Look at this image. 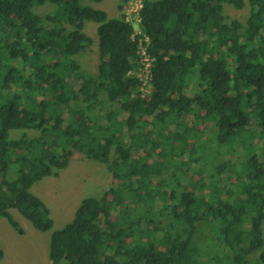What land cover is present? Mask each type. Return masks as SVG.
<instances>
[{
    "label": "trees",
    "instance_id": "trees-1",
    "mask_svg": "<svg viewBox=\"0 0 264 264\" xmlns=\"http://www.w3.org/2000/svg\"><path fill=\"white\" fill-rule=\"evenodd\" d=\"M125 2L110 18L85 0H0V217L50 231L31 189L80 152L116 186L51 233L52 264H264V0H143L135 37ZM88 22L95 73L79 61Z\"/></svg>",
    "mask_w": 264,
    "mask_h": 264
},
{
    "label": "rangeland",
    "instance_id": "rangeland-1",
    "mask_svg": "<svg viewBox=\"0 0 264 264\" xmlns=\"http://www.w3.org/2000/svg\"><path fill=\"white\" fill-rule=\"evenodd\" d=\"M88 1L90 0H85L84 4L107 11L110 18H116L120 15L118 5L121 4V0H103L97 4ZM124 6L123 13L127 17L126 3ZM51 9L50 5L45 4L37 8L36 12L44 16ZM225 15L228 19H237L244 22L248 15V9L237 10L231 6H225ZM96 31L97 25L95 23H86L85 32L92 38L93 44L84 54L79 56L83 72H96L99 61ZM106 107L108 109L113 108L108 104ZM204 132L209 131L205 130ZM11 136H18V132H13ZM110 186H116V183L112 181L105 167L88 159L83 153L76 152L68 166L60 170L56 177L44 178L31 189L36 196L47 204L51 211L54 223L50 231L41 232L36 230L16 210H11V214L23 229V234H18L4 218L0 217V244L5 253L1 264H52L48 259L51 233L61 230L73 219L75 211L83 198L100 197ZM247 207L250 209L249 205ZM251 215H254L252 211ZM262 229L264 235V223Z\"/></svg>",
    "mask_w": 264,
    "mask_h": 264
},
{
    "label": "built area",
    "instance_id": "built-area-1",
    "mask_svg": "<svg viewBox=\"0 0 264 264\" xmlns=\"http://www.w3.org/2000/svg\"><path fill=\"white\" fill-rule=\"evenodd\" d=\"M126 14L128 15L126 18L128 21L134 22V28H135V36L141 35V32L138 30L137 23L140 21V10L142 8L143 0H126ZM139 50V61L140 66L137 71V76L142 80V91H148L150 88L149 82H150V72H151V66L153 59L151 56L147 53L146 50V43L148 39L146 37H138L137 38Z\"/></svg>",
    "mask_w": 264,
    "mask_h": 264
},
{
    "label": "crops",
    "instance_id": "crops-1",
    "mask_svg": "<svg viewBox=\"0 0 264 264\" xmlns=\"http://www.w3.org/2000/svg\"><path fill=\"white\" fill-rule=\"evenodd\" d=\"M103 11H105V10H103ZM106 13H108L107 11H105Z\"/></svg>",
    "mask_w": 264,
    "mask_h": 264
}]
</instances>
